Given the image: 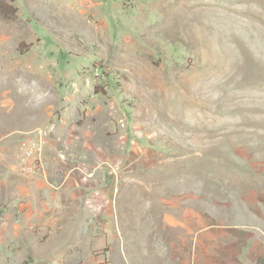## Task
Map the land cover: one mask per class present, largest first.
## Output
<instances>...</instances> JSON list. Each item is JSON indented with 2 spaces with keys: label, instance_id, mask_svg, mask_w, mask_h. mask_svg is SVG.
I'll return each mask as SVG.
<instances>
[{
  "label": "rangeland",
  "instance_id": "rangeland-1",
  "mask_svg": "<svg viewBox=\"0 0 264 264\" xmlns=\"http://www.w3.org/2000/svg\"><path fill=\"white\" fill-rule=\"evenodd\" d=\"M0 264H264V0H0Z\"/></svg>",
  "mask_w": 264,
  "mask_h": 264
},
{
  "label": "built area",
  "instance_id": "built-area-1",
  "mask_svg": "<svg viewBox=\"0 0 264 264\" xmlns=\"http://www.w3.org/2000/svg\"><path fill=\"white\" fill-rule=\"evenodd\" d=\"M38 136V139H39V143L37 144L36 147H41L42 146V136L41 135H37Z\"/></svg>",
  "mask_w": 264,
  "mask_h": 264
},
{
  "label": "bare ground",
  "instance_id": "bare-ground-1",
  "mask_svg": "<svg viewBox=\"0 0 264 264\" xmlns=\"http://www.w3.org/2000/svg\"><path fill=\"white\" fill-rule=\"evenodd\" d=\"M195 3H196V2H194V3H193V6H196V5H198V3H196V4H195Z\"/></svg>",
  "mask_w": 264,
  "mask_h": 264
}]
</instances>
